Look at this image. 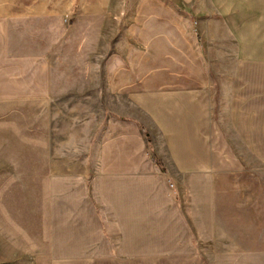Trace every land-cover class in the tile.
<instances>
[{"label": "crops", "instance_id": "obj_1", "mask_svg": "<svg viewBox=\"0 0 264 264\" xmlns=\"http://www.w3.org/2000/svg\"><path fill=\"white\" fill-rule=\"evenodd\" d=\"M171 8L164 33L117 43L115 90H100L114 113L87 166L53 179L59 264H264V0ZM49 63L0 40V104L48 109Z\"/></svg>", "mask_w": 264, "mask_h": 264}, {"label": "rangeland", "instance_id": "obj_2", "mask_svg": "<svg viewBox=\"0 0 264 264\" xmlns=\"http://www.w3.org/2000/svg\"><path fill=\"white\" fill-rule=\"evenodd\" d=\"M181 1L0 0L8 55L46 58L54 84L43 112L18 96L0 104V264H59L52 234L61 223L53 219L68 208L53 179L87 166L105 113H114L103 110L100 90H115L117 43L130 46L133 33L147 34L138 31L143 24L164 33L179 21L171 7Z\"/></svg>", "mask_w": 264, "mask_h": 264}]
</instances>
